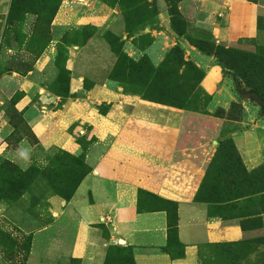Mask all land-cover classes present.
<instances>
[{"label": "rangeland", "instance_id": "374dc122", "mask_svg": "<svg viewBox=\"0 0 264 264\" xmlns=\"http://www.w3.org/2000/svg\"><path fill=\"white\" fill-rule=\"evenodd\" d=\"M100 1L120 15L123 36L113 32V21L106 28L70 27L54 41L50 26L62 0H0V264H79L70 258L77 216L52 200L73 196L105 146L88 140L83 126L86 133L76 136L80 154L45 149L29 120L47 110L63 112L69 99L84 98L85 87L70 93L66 53L95 36L112 54V90L190 115L180 148L194 149L185 158L200 169L199 183L191 185L195 200L246 232L239 242L202 246L198 264H264V160L245 166L234 143L264 125V107L254 96L264 98L251 88L260 90L264 83L262 37L222 41L215 29L226 26V11L211 13L204 0ZM46 50L53 57L34 70ZM17 74L31 82L25 83L27 110L18 104L23 93ZM207 76L224 86L217 100L201 87ZM52 98L50 104L41 101ZM24 151L27 159L20 155ZM115 247L121 244L109 248L104 264H130L129 255Z\"/></svg>", "mask_w": 264, "mask_h": 264}, {"label": "crops", "instance_id": "0c3cea01", "mask_svg": "<svg viewBox=\"0 0 264 264\" xmlns=\"http://www.w3.org/2000/svg\"><path fill=\"white\" fill-rule=\"evenodd\" d=\"M204 1L211 13L226 11V26L215 29L222 41L262 37L264 42V4L260 0ZM113 21L117 22L111 27L113 32L123 36L120 15L100 0H62L50 30L57 41L70 27L106 28ZM94 38L66 53L70 93L85 87L84 98L69 99L63 112L47 110L29 120L45 149L57 147L80 154L76 136L82 130L86 133L83 126L89 131L88 140L96 139L105 146L73 196L68 201L52 200L56 208L72 210L77 216L70 258L79 264H104L109 248L121 244L132 250L134 264H198L202 246L241 241L246 232L239 222L211 216L207 205L195 200L200 169L185 158L194 149L180 148L186 134L185 118L190 115L112 90L107 78L112 54L104 40ZM46 52L36 59L34 70L49 63L52 54ZM14 78L22 83L23 97L18 104L25 109L29 99L25 83L31 82L27 74ZM201 87L216 100L224 90L209 76ZM46 100L41 99L44 105L55 102L54 98ZM234 143L245 166H259L264 160V125L246 130ZM172 232L178 245L170 240Z\"/></svg>", "mask_w": 264, "mask_h": 264}, {"label": "trees", "instance_id": "16d2710c", "mask_svg": "<svg viewBox=\"0 0 264 264\" xmlns=\"http://www.w3.org/2000/svg\"><path fill=\"white\" fill-rule=\"evenodd\" d=\"M255 82V80L253 81V82H250L251 84L252 83H254ZM261 89L260 90H258L257 88H255V87H252L251 86V88H253V89H255V90H257L258 91V93L261 95V97H263L264 98V83L261 85ZM83 179H81L79 182H78V184H77V186H76V188L74 189V191H73V193L76 191V189H77V187L80 185V183H81V181H82ZM73 195V194H72ZM72 197V196H71ZM70 197V198H71ZM242 226V225H241ZM243 227V226H242ZM173 231V230H172ZM174 232H172L171 233V235H170V240L172 241V243L174 244V245H178V242L174 239ZM112 249H114L116 252H126V254L125 255H129V257H130V260H129V263L130 264H134V258H133V252H132V250L131 249H129V248H123V247H115V248H112ZM111 250V249H110ZM131 251V252H130ZM111 253V252H110ZM109 253H107V256H109L108 255ZM106 256V261H107V259H108V257Z\"/></svg>", "mask_w": 264, "mask_h": 264}, {"label": "water", "instance_id": "95a60500", "mask_svg": "<svg viewBox=\"0 0 264 264\" xmlns=\"http://www.w3.org/2000/svg\"><path fill=\"white\" fill-rule=\"evenodd\" d=\"M254 97L257 100V102L264 107V100L257 95H255Z\"/></svg>", "mask_w": 264, "mask_h": 264}, {"label": "clouds", "instance_id": "9594fccd", "mask_svg": "<svg viewBox=\"0 0 264 264\" xmlns=\"http://www.w3.org/2000/svg\"><path fill=\"white\" fill-rule=\"evenodd\" d=\"M20 155H21L22 157H24L25 159H27V152H26V151L21 152Z\"/></svg>", "mask_w": 264, "mask_h": 264}]
</instances>
